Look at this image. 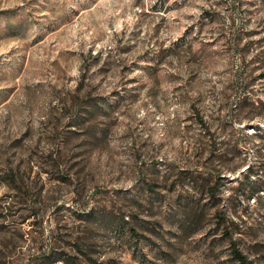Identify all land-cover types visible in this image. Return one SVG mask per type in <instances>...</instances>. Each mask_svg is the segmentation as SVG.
I'll list each match as a JSON object with an SVG mask.
<instances>
[{"label":"rangeland","instance_id":"obj_1","mask_svg":"<svg viewBox=\"0 0 264 264\" xmlns=\"http://www.w3.org/2000/svg\"><path fill=\"white\" fill-rule=\"evenodd\" d=\"M240 97L256 119L240 118ZM194 111L228 144L218 196L264 264V194L236 189L249 163L264 180V0H0V264H65L48 255L80 231L94 264H240L212 223L177 240L172 218L158 258L163 239L78 218L130 203L145 181L166 194L184 168L206 177L210 141L196 137L209 129Z\"/></svg>","mask_w":264,"mask_h":264},{"label":"trees","instance_id":"obj_2","mask_svg":"<svg viewBox=\"0 0 264 264\" xmlns=\"http://www.w3.org/2000/svg\"><path fill=\"white\" fill-rule=\"evenodd\" d=\"M237 81L241 80L239 79ZM230 88L232 87L230 86ZM247 99L248 97H240L236 107H239L245 114L248 112V116L244 115L240 118L243 120L246 116L249 121L256 119L258 113L250 111L251 107H247L246 105ZM89 105L93 106L92 104ZM98 111L105 112L106 110L101 107L94 109L89 107L85 113L93 115ZM196 112L197 111H194V116L197 118L199 115L201 125L205 127L204 130L207 128L209 129L208 131L206 130L204 134L200 133L199 136L196 137L197 142H199L197 148H202V145L206 143L203 139H208L210 141L209 150L212 157L210 163L208 161L209 157H206L205 163L206 165L209 164L207 166L208 170L206 177L200 173H195L191 169L184 168L181 172L182 175H184L182 177L183 180H180L183 182L181 183L178 180L174 181L171 185L165 183L166 187L164 188L167 192L166 194H160L156 189L160 183L156 181H145L144 186L141 189H137L135 196H132L134 199L130 201V203H125L123 200L119 205L117 203H112L102 208L91 207L88 211L78 212V218L82 222L92 225L95 223L102 224L103 221L110 223L111 225L117 226L122 231H127L130 238L137 236V240H140V238H146L151 241H154L156 238L163 239V244H160L158 247V258H166L173 250L174 243L164 241L165 234L172 232L170 228L164 229V225H169L172 218H178V222L177 231H174L170 236L177 238V240L190 237L192 234L201 231L206 228L208 224L212 223L214 230L210 234V237L212 236V238H214V234L217 233V231H221L222 237L230 242L233 259L240 264H255L250 256L238 246V237H236V234L240 232L239 226L235 219L226 212V209H223L226 205L221 203L218 196V186L221 180L227 177V173L223 170H232V167L229 165L228 144L218 139L219 137L216 136V131L212 132L211 124L208 119L204 121V113L201 114L200 111H198V113ZM84 121V118H75L74 123L71 124L78 126ZM262 136L264 139V133ZM213 143L215 147H213ZM218 150L222 152L217 156H213L214 152ZM213 161H218V163L215 165ZM256 175L257 171L254 165L249 163L238 178L236 189L246 193L248 199L264 194V180L261 178L257 179L255 177ZM188 179L191 182L189 187L193 190V193L189 192L188 194H183L181 191L177 193L176 187L183 186L185 180ZM206 197L208 200L204 201ZM207 210L214 211H211L212 215L209 220H207ZM143 213L147 214V218L141 216ZM86 226L87 225H85V227ZM86 234L85 231H80V233L73 238L74 241L70 243L71 245L66 247L62 246L61 248L63 249H53L49 253L48 259L51 262H64L65 264L96 263L97 261L89 255L90 250L93 251L94 247L92 245L93 243H89L88 240H86V238H91ZM121 246L126 249H134L133 245L130 244L128 239L123 235L121 237ZM52 247L56 248V246ZM135 248H137V246Z\"/></svg>","mask_w":264,"mask_h":264}]
</instances>
